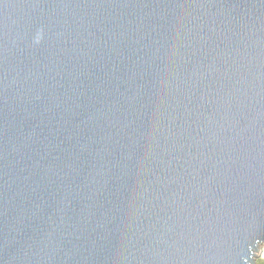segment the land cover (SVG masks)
<instances>
[{"label": "water", "instance_id": "water-1", "mask_svg": "<svg viewBox=\"0 0 264 264\" xmlns=\"http://www.w3.org/2000/svg\"><path fill=\"white\" fill-rule=\"evenodd\" d=\"M264 0H0V264H257Z\"/></svg>", "mask_w": 264, "mask_h": 264}, {"label": "rangeland", "instance_id": "rangeland-1", "mask_svg": "<svg viewBox=\"0 0 264 264\" xmlns=\"http://www.w3.org/2000/svg\"><path fill=\"white\" fill-rule=\"evenodd\" d=\"M255 259L257 262L261 261L264 264V247L263 246L259 248V252H257V257Z\"/></svg>", "mask_w": 264, "mask_h": 264}, {"label": "trees", "instance_id": "trees-1", "mask_svg": "<svg viewBox=\"0 0 264 264\" xmlns=\"http://www.w3.org/2000/svg\"><path fill=\"white\" fill-rule=\"evenodd\" d=\"M257 264H263L261 261L257 262Z\"/></svg>", "mask_w": 264, "mask_h": 264}]
</instances>
